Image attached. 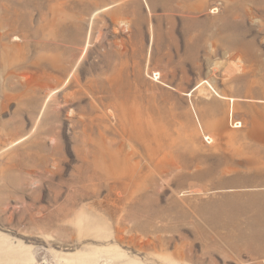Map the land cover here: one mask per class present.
Segmentation results:
<instances>
[{
  "label": "rangeland",
  "instance_id": "374dc122",
  "mask_svg": "<svg viewBox=\"0 0 264 264\" xmlns=\"http://www.w3.org/2000/svg\"><path fill=\"white\" fill-rule=\"evenodd\" d=\"M0 264H264V0H0Z\"/></svg>",
  "mask_w": 264,
  "mask_h": 264
},
{
  "label": "bare ground",
  "instance_id": "6f19581e",
  "mask_svg": "<svg viewBox=\"0 0 264 264\" xmlns=\"http://www.w3.org/2000/svg\"><path fill=\"white\" fill-rule=\"evenodd\" d=\"M230 110H231V111H232V113H233V111H234V110H233V108H231ZM232 113H231V115H232ZM26 261H27V259H26ZM26 263H27V262H26Z\"/></svg>",
  "mask_w": 264,
  "mask_h": 264
},
{
  "label": "built area",
  "instance_id": "2783aa9c",
  "mask_svg": "<svg viewBox=\"0 0 264 264\" xmlns=\"http://www.w3.org/2000/svg\"><path fill=\"white\" fill-rule=\"evenodd\" d=\"M240 125H241V124L239 123V124L236 125V127L239 128Z\"/></svg>",
  "mask_w": 264,
  "mask_h": 264
}]
</instances>
